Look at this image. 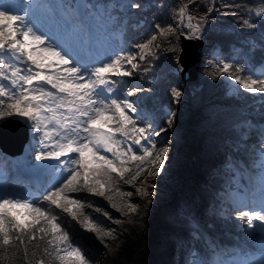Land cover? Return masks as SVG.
<instances>
[{
    "label": "snow or ice",
    "instance_id": "1",
    "mask_svg": "<svg viewBox=\"0 0 264 264\" xmlns=\"http://www.w3.org/2000/svg\"><path fill=\"white\" fill-rule=\"evenodd\" d=\"M195 64L236 102L208 109L202 187L169 196L176 112L150 111L145 84L180 105ZM87 209L117 226L159 214L171 264H264V0H0V264H120L128 229Z\"/></svg>",
    "mask_w": 264,
    "mask_h": 264
},
{
    "label": "trees",
    "instance_id": "2",
    "mask_svg": "<svg viewBox=\"0 0 264 264\" xmlns=\"http://www.w3.org/2000/svg\"><path fill=\"white\" fill-rule=\"evenodd\" d=\"M169 4L175 3V0H168ZM222 23H234L229 16L217 14ZM145 30L141 35H146ZM224 44V49H228L229 43H236L239 46L238 38L232 35H222L220 37ZM203 69L199 66L197 78L193 82L181 81L180 86L186 91V99L180 105L173 103L169 98V90L167 83L145 86H152L157 89V99L148 101L147 108L150 111H156L160 114L162 108L171 107L176 112V124L179 132L178 154L174 155L172 164V178L167 181L166 194L169 196H181L187 194L190 190L202 187L205 180L206 158L204 148L209 135L219 134L210 129L211 123L209 119L208 109L213 104H232L236 101L227 94L226 84L224 80L205 81L197 83L200 80ZM140 83H145L140 81ZM175 83V81H172ZM248 96L249 94H244ZM198 97L194 100L193 97ZM260 98L250 97L249 104L259 103ZM163 121H161L162 123ZM161 143L166 142L157 138ZM176 143V141H173ZM11 163V162H10ZM41 184L40 188L44 187ZM27 188L35 190L34 186L27 184ZM38 190V189H36ZM138 200V198H133ZM108 211L112 212L117 219H123L120 213L111 209L106 201H98ZM98 223L112 228L128 231H120L121 256L120 264H171L175 256V250L170 243L165 240V231L159 214H151L145 218L143 227L131 224L114 225L111 221H107L99 213L92 212ZM71 234L74 239L82 246H88V250L92 255H96L102 250V245L95 239L94 234L86 232L79 227L78 224L72 222L68 218ZM103 264H107V259Z\"/></svg>",
    "mask_w": 264,
    "mask_h": 264
},
{
    "label": "water",
    "instance_id": "3",
    "mask_svg": "<svg viewBox=\"0 0 264 264\" xmlns=\"http://www.w3.org/2000/svg\"><path fill=\"white\" fill-rule=\"evenodd\" d=\"M198 69H199V64H195V65H189V72L191 73L192 78L188 79L187 77L185 78V81L187 82H193L196 80L197 78V74H198ZM19 148V145H15L13 147L10 148L8 154L11 156L14 153L17 152Z\"/></svg>",
    "mask_w": 264,
    "mask_h": 264
},
{
    "label": "rangeland",
    "instance_id": "4",
    "mask_svg": "<svg viewBox=\"0 0 264 264\" xmlns=\"http://www.w3.org/2000/svg\"><path fill=\"white\" fill-rule=\"evenodd\" d=\"M225 84H226V89H227V94H228V91H229L228 82L225 81ZM209 128L210 129H213L212 126L209 127ZM212 131H214V130H212ZM164 135H167V134H164ZM25 179L28 180L30 184H35L36 186H38L39 184L42 183V181L48 180L49 178L36 175V176H33V177H31V176L30 177H25ZM83 247H85L86 249H88V246H86V245H84ZM103 262L104 261H102L101 264H103Z\"/></svg>",
    "mask_w": 264,
    "mask_h": 264
}]
</instances>
